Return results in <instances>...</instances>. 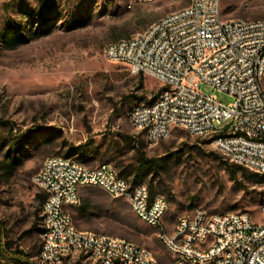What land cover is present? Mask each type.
Here are the masks:
<instances>
[{"label":"rangeland","instance_id":"rangeland-1","mask_svg":"<svg viewBox=\"0 0 264 264\" xmlns=\"http://www.w3.org/2000/svg\"><path fill=\"white\" fill-rule=\"evenodd\" d=\"M126 2L0 0V120L6 121L0 122V230L8 251H22L28 264H37L41 224L36 195L43 192L34 177L47 156L70 157L89 167L105 164L128 180L137 171L138 150L156 158V169L142 181L152 195L165 198L168 228L196 208L246 212L264 222V175L230 166L208 137L175 127L149 146L130 125L131 108L153 100L162 85L122 62L106 60L103 47L189 0H155L131 8ZM220 6L223 18H264V0H220ZM15 32L26 42L9 48L5 40ZM33 33L38 35L31 38ZM199 90L223 105L233 100L203 83ZM77 145L83 150L71 151ZM8 151L14 158L9 173ZM79 194V204L67 207L77 229L123 238L151 251L160 264H170L155 229L133 213L126 199L89 186ZM60 264L98 263L73 255Z\"/></svg>","mask_w":264,"mask_h":264},{"label":"built area","instance_id":"built-area-1","mask_svg":"<svg viewBox=\"0 0 264 264\" xmlns=\"http://www.w3.org/2000/svg\"><path fill=\"white\" fill-rule=\"evenodd\" d=\"M155 0H127L126 7ZM103 56L162 85L155 98L131 108L130 125L147 145L175 127L208 137L228 162L264 174V18H223L220 0H189L127 37L107 43ZM203 83L227 93L223 105L199 90ZM34 181L42 189L37 264H60L82 255L98 264H160L146 248L123 238L75 227L67 207L79 204L81 187L123 197L133 213L155 229L170 264H264V222L246 212L207 213L201 208L176 217L168 228L167 203L146 183L132 186L105 164L45 157ZM264 215V205L260 207Z\"/></svg>","mask_w":264,"mask_h":264},{"label":"trees","instance_id":"trees-1","mask_svg":"<svg viewBox=\"0 0 264 264\" xmlns=\"http://www.w3.org/2000/svg\"><path fill=\"white\" fill-rule=\"evenodd\" d=\"M37 35H38L37 33H33L31 35V38H34ZM5 42H6V46H8L9 48H13L19 44L26 42V38L23 36V34L21 32H15L12 36H10L8 39H6ZM1 121H3V120H0V122ZM3 122H6V121H3ZM9 130H10V133H12V127H9ZM25 137H21L19 139H25ZM83 148H84V145H77L75 147H72L71 151L81 152L83 150ZM9 156H10V154L8 151L7 152V158H9ZM9 159L11 161H8L5 164V170L8 173L14 167V158L10 157ZM136 162H137V168H136L137 171L134 174L132 180H128L125 176H123L122 172H119L117 174L118 176H121V177L127 179L132 186L143 183L142 178L146 174L154 171L156 169V166H157V159L156 158L147 157L144 154V152H142L140 150L137 151ZM230 166H232L233 168H236V169L244 170V172L250 171L244 167H241V166L233 164V163H230ZM248 173L253 174V175L259 174V173H255L252 171H250ZM260 175H264V174H260ZM149 191H150V194L152 195V191L150 189H149ZM36 197H37L38 202L41 203L44 199V194L43 193L37 194ZM0 229H1V224H0ZM2 237L3 236H2L1 230H0V264H25V263L28 264V261H27L26 257L23 255L22 251H18V250H15L13 252L8 251L9 245L7 242H4Z\"/></svg>","mask_w":264,"mask_h":264}]
</instances>
